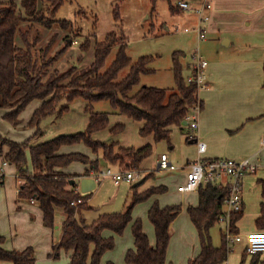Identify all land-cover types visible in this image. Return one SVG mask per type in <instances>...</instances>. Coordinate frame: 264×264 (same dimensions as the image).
<instances>
[{
    "label": "trees",
    "instance_id": "trees-1",
    "mask_svg": "<svg viewBox=\"0 0 264 264\" xmlns=\"http://www.w3.org/2000/svg\"><path fill=\"white\" fill-rule=\"evenodd\" d=\"M63 3L64 0H0V108L10 110L3 117L16 126L20 123L19 115L26 106L34 99L41 100L28 122L29 127L36 128L34 135H40V122L44 118L52 114L62 115L69 109V103L82 98L87 101L85 110L89 112L88 124L85 130L58 134L39 142H31V138L17 142L0 134V155H3V160L17 167L18 177L22 180L19 198L33 199L38 203L45 226H54L57 209L65 215L61 238L52 245V252L48 256L57 259L62 249L71 250L69 264H101L103 254L115 245L114 236L105 237L103 231L111 230L121 235L133 220L132 210L135 204L152 194L163 192L165 186H152L140 193H133L124 210L101 213L88 223L84 211L92 208L87 203L91 193L71 189L69 181L78 175L64 173L58 168L78 161L89 164L84 173L89 175L91 171H100L99 161L91 160L81 153L61 154L58 152L59 148L82 142L93 152L101 153L103 159L111 164L118 163L124 170H136L151 154L152 145L123 147L94 138V134L107 129L110 122L109 113L93 111L92 103L108 101L111 108L121 115L142 122L139 128L141 136L152 135L155 142H160L168 141L171 127L182 126L187 115L196 108L201 110L204 102L198 97L195 70L192 68L190 80L183 75L180 57L184 53L180 50L172 53L174 89L141 85L138 90L133 91L139 84L140 76L153 71L149 64L155 57L143 55L133 61L126 52L127 37L122 32L110 31L102 41H95L93 58L84 68L73 65L62 72L57 69L49 70L62 52L71 46V41H68L72 40L71 36L64 33L63 47L48 56L52 44L57 40V31H69L72 27L70 20L55 18ZM170 9L175 12L183 10L178 5L171 6ZM114 19H121L118 5L114 8ZM36 23L47 29L58 28L44 48L35 49V44L41 39L39 31L33 30ZM31 35L32 40L29 39ZM90 43L85 40L80 48L85 52ZM114 47H117L114 60L102 70ZM126 67H129L127 74L119 80V73ZM124 128L123 123H116L109 130L120 133ZM4 147L7 148L6 152ZM29 160L32 173L28 170ZM259 183L264 199V179L259 180ZM226 195L227 186L206 182L198 188V204L187 206L186 210L196 227L200 242L199 254L189 258L188 264H219L227 260L231 247L225 234L221 232L220 244L214 245L210 233L211 228L218 223ZM78 199L81 202L73 205L72 202ZM181 208L180 204L160 206L156 201L151 205L148 219L154 226L155 245L150 243L143 231L142 220H133L131 228L134 249L127 250L125 261L129 264H170L166 261L169 226ZM241 215L242 211L231 215L232 233L238 232L236 223ZM255 225L257 230L264 231V201L260 204V215L256 218ZM3 241L4 237L0 235V263L10 261L13 264H36L32 246L22 250H7L2 246ZM91 246L93 250L90 252ZM257 256L259 255H255ZM243 260L244 258L241 264L244 263ZM106 264L115 263L107 261Z\"/></svg>",
    "mask_w": 264,
    "mask_h": 264
},
{
    "label": "crops",
    "instance_id": "crops-1",
    "mask_svg": "<svg viewBox=\"0 0 264 264\" xmlns=\"http://www.w3.org/2000/svg\"><path fill=\"white\" fill-rule=\"evenodd\" d=\"M204 1L194 0V7L192 4L190 6L195 8ZM207 1L211 4V8L207 10L208 20L210 21L208 29L206 26V28L203 27L204 25L202 26L203 22L199 21V16L194 9L189 10L191 11L189 17L194 21L191 22V27H201L202 34L198 33L201 39H206V32L218 35L213 37L219 39L221 48L225 49L227 53L223 56L217 55L207 61L208 64L205 68L207 86L198 90V97L202 99L204 106L201 110L196 111L194 109L187 115V117H193L196 120L197 127L191 128L186 117L183 120L186 123L182 122V126L175 125L180 132L177 138L175 134L173 135V126L171 127L170 139L166 143L170 150L174 151L171 153L172 155L162 152L167 155L169 163L167 168H158L162 153H157L156 145L161 141L155 142L152 135L141 136L139 134L142 122L134 121L137 135L131 146L117 141L123 147L140 148L145 144L152 145L151 154L142 161L138 169L134 170L138 173L137 179L122 181L129 184L128 193L130 200L133 193H140L152 186H165L163 192L152 194L147 199L136 203L132 210L133 220L137 218L142 220L143 231L152 245H155L156 238L154 226L148 219V211L151 205L156 201L160 206L180 204L182 207L169 226L170 239L166 261L170 264H188V259L197 256L200 252L198 232L186 210L188 205L196 206L198 204V189L194 191L178 190V185L186 180L190 162L199 157L206 159L213 157H232L235 159L249 157L260 165L255 174H247L242 181V215L236 223L239 233L257 230L255 220L260 215V204L264 201L259 183V180L264 179V144L262 142L264 137V0ZM194 30H197V28ZM194 61L191 60L186 65L190 71V75L186 77L188 80L192 79L191 70L196 63ZM38 101L33 113L41 104V100ZM9 111V109L7 111V109L0 108V125H3L9 131L4 132V130L0 129V134L17 142L25 141L28 133L24 134L25 136H21V133L18 135L11 133L15 132V130L10 129L5 124V121L1 119V115H5ZM23 111L19 115V124H22ZM31 113V111L30 113L29 111L27 112V119ZM52 116L61 117L52 114L46 118ZM28 121L26 122L28 123ZM42 121L40 122L42 134L34 135L36 128L31 127V134H29L28 139H36L38 142L47 140L45 139L46 134H44L41 127ZM110 127L102 131L108 132ZM190 132L193 134L192 138L188 136ZM97 133L94 134V138H96L95 135ZM197 141H202L205 144L203 152L198 151ZM6 151L7 148L4 147V152ZM58 152L61 154L81 153L91 160L97 159L100 171H103L101 167L114 170L122 169L116 164H111L103 159L101 153L93 152L90 147L82 142L62 145ZM2 161L3 155L0 156V170L2 169L0 177V235L4 237L2 246L7 250H22L32 246L36 250H34L36 264H39L37 257L40 254L43 256L45 254L47 259L50 260V264H55L58 259H62V264H69L72 254L71 250L65 251L62 249L57 259H52L48 256L52 252V245L61 238L62 225L65 219L64 213L57 209L55 211L54 226H45L42 219L43 214L38 203L19 198L18 192L22 180L18 177L17 167L9 162L2 165ZM88 167L89 164L75 161L66 167H59L58 169L64 173L78 175L71 179L74 181L73 183L70 182L71 180L69 181L71 189L81 193L93 194L99 184H101L98 180L100 176L94 171H91L89 175H84ZM28 170L32 171L30 160L28 161ZM161 171H167L168 174L156 177ZM83 177L94 179V183H84L85 187L94 186L90 191H81L82 185H80V181ZM155 177L157 181L145 185L148 178L156 179ZM122 182L115 184L120 185ZM228 183L229 177L224 175L218 184L227 186ZM252 187L257 188L259 197L255 198L254 196L252 199L250 206L254 207V210L249 214L247 197L249 194L248 189H251V193ZM90 197L87 199L88 204ZM254 202L256 207L253 206ZM141 206L143 207L140 210ZM132 222L126 226L121 235L115 234L111 230L103 231L105 237L114 236L115 245L114 248L103 254L101 264H106L107 261H112L115 264H129L125 261V254L128 249H134ZM218 222L220 221L218 220ZM221 232L224 233V224ZM54 233L58 234L56 238L52 237ZM41 243L43 244V250L39 252L42 249L40 248ZM239 243L242 244L240 248L241 254L235 264H241L242 258H244L243 264L264 263V253L257 257L244 253V244ZM92 250L93 246L90 247V252ZM0 264L13 263L3 261ZM219 264H227V260Z\"/></svg>",
    "mask_w": 264,
    "mask_h": 264
},
{
    "label": "rangeland",
    "instance_id": "rangeland-1",
    "mask_svg": "<svg viewBox=\"0 0 264 264\" xmlns=\"http://www.w3.org/2000/svg\"><path fill=\"white\" fill-rule=\"evenodd\" d=\"M179 0H64V3L59 7L55 15L56 19H68L71 21L72 27L67 30L57 31L55 29H47L41 27L39 24H34L33 30H38L41 39L35 44V49L39 47H45L50 41L53 33L57 31V40L52 44L51 51L48 56L53 55L57 50L63 47V36L67 33L71 36V46L67 47L65 51L57 58L58 60L50 67L49 70L57 69L58 72H62L70 66H76L77 68H84L87 66L93 58V50L95 41H102L105 35L110 31L122 32L127 37L126 52L128 56L135 61L137 58L143 55H153L155 58L153 62L149 64L152 68V72L143 74L140 76L139 84L134 87L133 91L138 90L141 85L155 86L161 88L174 89L175 81L172 71V53L176 50L182 51L184 54L180 57V61L183 64V75L188 77L190 71L186 67L187 62L191 60L197 61L198 59H205L206 61L216 57L217 55L223 56L226 52L221 48L219 39L208 32L205 33L206 39H201L198 36L196 30L197 27H191V22H194L190 17L191 11H171V6H176ZM194 7V0H185ZM203 1V0H202ZM118 5L120 13V21L114 19V8ZM28 18V16H26ZM209 20L204 21L202 26L204 28L209 26ZM24 25H28L24 23ZM206 26V27H205ZM32 40V35L29 37ZM89 40L90 47L87 51H83L80 45ZM58 41V42H57ZM117 47H114L106 59V63L102 70H105L114 60ZM194 61V62H195ZM129 70V67L123 69L118 76L120 80L123 78ZM38 99L31 101L22 114V124L16 126L9 123L4 119V115H1V119L5 121L10 129L15 130L11 132L21 136H25L28 139L31 134V127H29L27 120L31 119L33 110L38 104ZM66 104V103H64ZM69 109L63 112L61 117H48L45 118L41 127L45 139L53 138L58 134H70L77 131L85 130L88 124L89 112L85 110L87 101L82 98H77L68 104ZM93 111H107L109 113V126H114L116 123H124L125 129L120 133H113L110 130L101 131L95 135L96 138L117 143L120 141L122 144L132 145L135 136L137 135L135 120L121 115L116 110L112 109L109 102L105 100L96 101L92 103ZM8 111V109H7ZM32 112L27 119V112ZM27 119V120H26ZM29 122V121H28ZM0 129L4 132H9L3 125H0ZM173 135L177 138L179 136V130L174 125L172 127ZM5 136V135H4ZM173 138V136H172ZM174 140V138H173ZM31 142H36V139H31ZM119 145V144H118ZM157 153L166 152L169 155L174 150H170L166 141H161L157 145ZM116 151V149L114 148ZM1 156V155H0ZM115 164V163H112ZM102 165H104L102 163ZM116 165L122 168L118 163ZM105 170L101 167V170ZM32 173L33 171H30ZM168 174L167 171H161L158 176H164ZM155 177V178H156ZM98 188L91 194L89 205L91 209L84 211L86 221L89 223L98 217L101 213L118 212L124 210L130 201V195L128 193L129 184L122 182L120 185H116L110 176L99 177ZM145 185L152 184L157 181V178H148ZM247 197V204H249V214L254 210V207L250 206L252 199L258 198L259 194L257 188L252 187ZM256 207V203H253ZM143 206L140 207V210ZM253 217V216H249ZM147 219V218H146ZM221 228L223 223H216L210 230L212 242L214 245H219L221 242ZM58 236L57 233L52 235L53 238ZM231 246V252L227 259V264H235L239 255L241 254L240 243L229 244ZM40 251L43 250V244L40 245ZM245 248V247H244ZM35 250V248H34ZM36 251V250H35ZM244 251L248 253L245 249ZM250 254V253H248ZM261 253L251 254L260 255ZM43 257V258H42ZM39 264H50V260L46 255L42 254L37 257ZM62 259H58L55 264H62Z\"/></svg>",
    "mask_w": 264,
    "mask_h": 264
},
{
    "label": "built area",
    "instance_id": "built-area-1",
    "mask_svg": "<svg viewBox=\"0 0 264 264\" xmlns=\"http://www.w3.org/2000/svg\"><path fill=\"white\" fill-rule=\"evenodd\" d=\"M177 5L185 10L194 9L199 16V21L204 22L209 19L207 10L211 8L209 1L205 0L201 5L192 8L190 4L185 0H179ZM197 33L202 34L201 27H197ZM193 69L195 70L194 79L199 88L207 86L205 68L208 62L205 59H198L195 61ZM199 109L196 108V111ZM191 128L197 127V122L193 117H187ZM190 138L193 137L192 132L188 134ZM264 144V137L262 139ZM198 151L203 152L205 150V144L202 141H197ZM7 164L6 160L2 161V165ZM169 166L166 153H162L160 161L158 162V168H167ZM260 165L253 161L249 157L235 159L232 157H213L203 158L199 157L189 163V170L186 173V180L178 185L180 191H194L199 186L206 182L219 183L222 176L229 177V183L227 185V195L224 198V209L219 216V221L224 224V234L228 244L243 243L245 250L250 254L264 253V231L253 230L245 233H232L230 231V217L233 213L239 212L242 209V181L247 174H255ZM2 169L0 170V177ZM98 176H110L114 183L118 184L122 181H133L137 179L138 173L134 170H124L107 168L97 173ZM33 201V199H31ZM81 202L78 199L72 202L76 205ZM231 247V246H230Z\"/></svg>",
    "mask_w": 264,
    "mask_h": 264
},
{
    "label": "water",
    "instance_id": "water-1",
    "mask_svg": "<svg viewBox=\"0 0 264 264\" xmlns=\"http://www.w3.org/2000/svg\"><path fill=\"white\" fill-rule=\"evenodd\" d=\"M183 123H186V121H183ZM70 182L73 183L74 181L71 180ZM88 182H93V183H94V179L91 178V177H83V178L81 179V181H80V185H82V186H81V191H82V192H87V191H90L91 189H93L94 186H93V187H85V186H84V183H88Z\"/></svg>",
    "mask_w": 264,
    "mask_h": 264
}]
</instances>
